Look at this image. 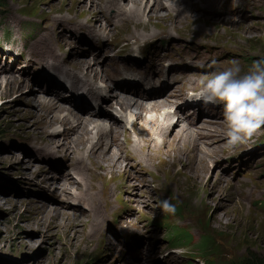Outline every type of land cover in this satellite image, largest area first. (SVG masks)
Listing matches in <instances>:
<instances>
[{
    "label": "rangeland",
    "instance_id": "obj_1",
    "mask_svg": "<svg viewBox=\"0 0 264 264\" xmlns=\"http://www.w3.org/2000/svg\"><path fill=\"white\" fill-rule=\"evenodd\" d=\"M89 2L0 0V81L10 75L13 78L10 80L22 82L24 79L26 84L25 87L22 84L19 90H0V264H202L194 250L198 235L202 232L205 234L204 238H211L217 245L218 249L212 260L218 264L236 263L246 259L248 255L263 260L264 125L246 142L226 147L224 122L219 113V106L200 105L197 108V111H212L214 120L210 126L219 133L222 143L221 149L212 153L206 149V152H199L196 148H191L194 153L209 162L207 168L198 174L195 182L184 179L180 163L174 166L170 162L167 163L159 152L164 149V143L174 135L173 132H180L184 137L185 131L175 126H172L168 138L157 139L155 135L152 137L150 134H144L143 153L144 156L147 155L145 158L149 169H141L140 164L134 165L133 159L130 158L128 162H133V174L128 169L130 174H118L116 179L109 176L102 178L100 172H96V178L94 176L92 163H96V159L100 157L97 155L103 154L102 149L97 152L82 151V160H90L94 171L86 181H92L97 188L109 184L106 187L112 191L110 201L114 202L112 206L107 205L105 210L102 209V219L99 220L98 230H95L101 239L95 246H88L86 242L83 245H74L65 229L55 228L45 233L31 223L33 213L44 200L53 201L47 204L48 206H54V202L58 203L59 191L55 190L51 179L54 177L53 167L67 165L61 159L62 153L52 151L56 150L54 146L51 148L53 141L45 139L48 138L46 133L50 132L52 125L46 126L44 118L39 123L35 121V117L29 115L31 111H38L33 102L43 96L37 90L38 85H41L40 80H44L43 77L53 70L37 63L34 55L30 54L31 57L23 60L24 57L19 55L20 48L26 45L28 49L30 42L43 32L41 27L44 21L40 22L41 17L47 16L48 19V16L52 15L54 19L60 17L59 21L91 23L89 20L95 16V11ZM209 2L206 10L203 4L198 3L197 9L192 12L193 15L184 20L183 25H173L165 12H159V8L156 10L152 7V11L155 9L154 17L147 20L143 18V11L134 9V14V11L130 10V3L124 0L128 6L126 9L133 15L128 24L121 20L120 26L115 30L110 29L111 33L98 32L92 37L85 32L68 31L64 33L65 37L57 35L56 40L60 44L67 41L62 49L64 51H60L63 54L78 48L93 49L95 52L106 49L103 58L95 59L93 53L88 62L96 63L94 79L98 80L100 86L107 87L105 90L108 95L120 93L126 99H133L140 97L142 93H149L152 95L149 100L162 103L166 110L172 112L188 103L192 106L187 105L184 112H189L190 118L193 119L194 115H197L196 105H199V102L190 101L187 93L198 87L196 82L206 78L208 72L216 69L214 65L209 67L211 60L216 61L217 68L227 66L234 59L243 68H247L254 59L264 55V0L258 1L262 6L259 17L251 15L257 13L251 8L253 0H231L221 6L216 0ZM219 7L226 12L221 10V15L214 16L219 19L212 18L209 11ZM90 10L92 13L88 12ZM234 12L245 17L232 22ZM14 13L30 18H23L19 23H10L8 18ZM138 17L145 21L142 24H147H144V31H141L142 26L139 29L133 28L132 23L138 24ZM221 18L232 21L225 23ZM163 27L176 31H171L168 35L158 33L163 31ZM56 30L62 32L60 24L56 26ZM131 31H153L157 36L133 46L132 39L128 36ZM219 44L222 48L217 47ZM146 48L149 50V56L142 53ZM230 50H238L239 55ZM6 53L9 54L8 58L3 61ZM134 56H142L145 61L137 64ZM29 65V70H34V77L41 78L36 84L31 77L25 73L23 75L22 71ZM64 68L76 71L67 64ZM6 69L10 72L2 71ZM142 79L153 86L147 87L142 83ZM93 88L95 90L91 89L90 92L80 95L82 106L87 105L93 109L100 107L111 111L117 119L120 118L118 108L113 106V102L107 101L105 95H100L96 90L98 87ZM89 96L95 97V102ZM74 105L77 106L76 102ZM47 122L49 124L48 120ZM154 126L156 124L151 128ZM57 128L58 126L54 127ZM77 135L79 131L73 137ZM57 140L60 139L54 141L58 142ZM189 140L191 147L198 138L189 137ZM42 148L47 149V153L44 151L47 155L48 151L56 154V160L49 164L44 158ZM155 148L159 154L156 162L153 156L152 160L150 157ZM71 149L73 147H70ZM115 149L110 147L107 154L118 153L121 156L125 152ZM111 150L115 152L111 154ZM72 154L69 157L74 155ZM26 166L30 168L27 169ZM136 169L145 173L144 180H141L143 174L134 171ZM131 174H138L140 178H131ZM164 177L170 184L168 193L157 189ZM151 180L153 182H150ZM127 182H132V189L118 187ZM221 187L223 189H220ZM51 191L56 193L51 194ZM194 194L197 198L193 197ZM124 197L130 201H124ZM158 199H168L176 204L175 213H166L156 207ZM78 209H84V205H80ZM67 210L70 213L76 212V207H69ZM212 216H217L218 221L212 220ZM176 229L188 232L191 242L184 246H180L181 243L169 245L168 240L172 238L170 231ZM128 240L132 246L128 245Z\"/></svg>",
    "mask_w": 264,
    "mask_h": 264
},
{
    "label": "bare ground",
    "instance_id": "obj_2",
    "mask_svg": "<svg viewBox=\"0 0 264 264\" xmlns=\"http://www.w3.org/2000/svg\"><path fill=\"white\" fill-rule=\"evenodd\" d=\"M59 1L65 3L67 0ZM80 1L82 0H73L74 3H79ZM86 1H90L89 3L91 6H94L93 9L95 11V16L90 17L91 19L89 21H91V23L87 22L82 24L75 21H59L60 17L54 19L52 15H49L48 19L47 16L41 17L40 22L44 21L41 27L43 32L39 33L28 46L27 54L34 55L36 57L34 60L45 66L47 69L54 70L60 79L58 80V77L56 76H54L53 79H48L45 76L43 77V80L40 77H34V70L25 69L23 71L33 79L35 84L38 79H41V85H38L37 90L43 96L38 97L37 99L39 100L33 102V105L38 111H31L29 112V115L35 117V121H38L39 123H41L44 118L43 121H46V126L52 125L53 128L50 132L46 133L48 138L45 139L53 141L51 148L54 146L56 150L52 151L57 154L62 153L61 159L65 161L67 165V167L64 165L60 168L57 166L53 167L54 174H52V176L54 177H51V179H53L52 182L54 183L55 190L57 189V191H59L58 203L54 202V206H48L47 204H50L53 201L44 200V202L39 205V208L33 213L31 223L34 224L37 229H42L45 233L55 228L65 229L70 234L74 245L77 244V246H79L86 242L88 246L93 247L98 240L101 239L99 238V235L95 233V230H98V224H100L99 220L102 219V209L105 210L107 205L112 206L114 203H111L110 201L112 191L109 190L110 188L108 189V187H106L109 184L106 183L104 184V187L97 188L98 186L96 185V187L92 181H86L90 177L93 168L95 169V178L96 172H100L102 178L109 176L116 179L118 174H130L129 171L133 174V169L131 167L133 162H128L131 158V160L133 159L134 161V165L140 164V168L146 170L148 161L145 158L147 155L144 156L143 153V135L150 134L152 137L155 135L157 136V139L168 138L172 126H175V128L185 131L184 137L181 136L180 132H173L174 135L167 143H164V149L162 148L163 150L159 152L162 153V156L167 163L170 162L173 166L180 163L183 167L182 174L184 175V179L195 182L199 176L198 174L205 170V167L209 162L194 153L191 148L194 147L199 152H206V150L209 151V153L216 152L221 149L222 138L217 131L215 132L211 129L210 123H213L214 120L212 117V111H197L198 107L196 105L198 115H194L191 120L184 110L187 105H192L186 103L179 107L178 110L173 112L168 111L164 108L162 103L149 100L150 96H152L149 93H142L140 97L133 99H126L120 93L109 94L107 96V101L111 100L113 106L119 109L120 118L118 119L111 111L104 109L100 110V107L97 110L88 107L87 105L81 107L75 106L73 95L68 94L71 93V91L73 92L80 88L86 92H90L91 89H94L93 87H95L96 80L94 78H96V74H93V71L95 69L94 64L96 63L93 64L92 62H88V59L93 53H95V59L103 58L106 49L95 52L93 49L82 50L81 48H78V50L74 51L73 49L70 52L63 54L60 51L64 48V44L67 43V41L60 44L56 40L57 35L65 37L64 33L68 31L74 33L85 32L89 37H92L98 32L109 34L111 33L110 29L115 30L116 27L120 26L119 24L121 23V20H125L126 24L131 22L133 15L130 10L134 11V9H138L140 12L143 11V18L152 20L155 11V9L152 11V7H155L156 10L159 8V12H165L164 14L168 17L167 19L170 20L171 24L183 25L184 20H187L193 15L192 12L197 9L198 3L203 4L205 10L208 9L210 4L209 0H127V2L130 3V10L126 9L128 6H126L124 0ZM216 1L218 2V0ZM149 3H152V5H149ZM215 11L216 9H213L209 11V14H211L212 18L219 19L214 17L215 14L221 15L223 12L218 10L215 13ZM88 12L92 13V10ZM84 14L85 13H83V15ZM23 18L30 17H20L14 13L13 16H9L8 21L10 23H19ZM221 19H224L225 23L232 21L227 18ZM137 21L138 24L132 23L133 28L139 29V27L142 26L141 31H144V29H146L144 27L145 23H142L145 21H142L139 17ZM102 22H104V25H102ZM58 24H60L62 32L56 30ZM146 25L147 24H145V26ZM171 31L176 30L163 27V31H158V33L161 32L168 35ZM151 32L131 31L128 33V36L132 39L131 44L134 46L140 41L152 39L157 36L155 32ZM34 47L35 49H33ZM217 47L222 48V45L219 44ZM231 52L238 54V50ZM136 63L140 64L138 62ZM66 64L68 67L76 69V71L64 68ZM2 71L5 73L10 72L9 69ZM78 72L79 75L77 77ZM11 78L12 77L9 75L0 81V90L1 88L5 92L19 90L22 84L25 87L26 84L23 82L24 79L21 82L20 80H10ZM65 83L69 84L67 88ZM31 87L33 88V85H31ZM89 97L95 102V97ZM185 97L186 94L184 95V98ZM78 100L80 101L79 98ZM84 103L86 104V101ZM45 118L49 121V124ZM173 118H175L174 121ZM87 124L89 127H87ZM153 124H156V126L151 128ZM55 126H58V128L54 129ZM78 131L79 135L73 137ZM70 136L73 138H70ZM189 137H192L193 139L198 138V141L194 140L195 145L190 143L191 147L189 145ZM56 139L60 140L55 142L54 140ZM158 142L160 141H157V143ZM70 147H73V149L70 150ZM110 147L114 148V150L117 148L120 151L125 152L120 156L118 153H113L115 151L111 150V154L113 153V155H109L107 154V149L109 150ZM101 149L103 154L100 153L97 155L100 157L96 159V163L93 161V168L90 160H82V158H84V153L82 151L85 152L89 150L97 152ZM42 150L44 153L47 149L42 148ZM48 152V155L44 153V158L49 164H51L56 160L57 155L51 154L52 152L50 153V151ZM75 152H78L79 154L82 152V154H75ZM70 154L73 156L69 157ZM128 155H130L129 158L127 157ZM158 155L159 154L155 148V150H153V155L150 156L151 160L153 156V160L156 162ZM118 159L120 160L118 161ZM25 168L28 169L30 166H26ZM134 171L138 174H143V179L141 180H144V172L141 173L139 169ZM132 174L131 178L132 176L137 179L140 178V175ZM163 180L164 181L159 187H157V189L168 193L170 184L166 177H164ZM221 180L219 179V181ZM147 181L149 182V179H147ZM150 182H153V180ZM130 183H122L118 187H121L122 189H132ZM71 187H75V189L72 190ZM220 189H223V187ZM53 193H56V191H51V194ZM193 197L197 198L195 194ZM123 199L124 201H130L127 197H124ZM80 205H84V209H78V207L80 208ZM69 207H76V212H72L74 215L67 210ZM211 219L218 221L217 216H212ZM127 243L132 246L130 240H128Z\"/></svg>",
    "mask_w": 264,
    "mask_h": 264
},
{
    "label": "clouds",
    "instance_id": "obj_3",
    "mask_svg": "<svg viewBox=\"0 0 264 264\" xmlns=\"http://www.w3.org/2000/svg\"><path fill=\"white\" fill-rule=\"evenodd\" d=\"M215 64L211 60L209 67ZM142 83L153 86L145 79ZM196 83L198 87L190 90L187 98L203 107L219 106L226 147L246 142L264 125V55L254 59L247 68L234 59L227 66L208 72L206 78ZM156 207L170 214L176 211V204L168 199H158Z\"/></svg>",
    "mask_w": 264,
    "mask_h": 264
},
{
    "label": "trees",
    "instance_id": "obj_4",
    "mask_svg": "<svg viewBox=\"0 0 264 264\" xmlns=\"http://www.w3.org/2000/svg\"><path fill=\"white\" fill-rule=\"evenodd\" d=\"M204 236L205 235L199 238V241L197 243V251L199 255L207 258L210 254H215L218 247L214 244L211 238H204ZM178 238H184L183 234L178 235ZM182 242L184 243V240ZM230 264H264V259L259 260L255 256L248 255L246 259Z\"/></svg>",
    "mask_w": 264,
    "mask_h": 264
}]
</instances>
